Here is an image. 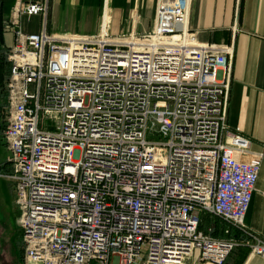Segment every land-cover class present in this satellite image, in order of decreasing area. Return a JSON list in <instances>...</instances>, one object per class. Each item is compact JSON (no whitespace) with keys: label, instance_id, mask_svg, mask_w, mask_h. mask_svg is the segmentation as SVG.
<instances>
[{"label":"built area","instance_id":"1","mask_svg":"<svg viewBox=\"0 0 264 264\" xmlns=\"http://www.w3.org/2000/svg\"><path fill=\"white\" fill-rule=\"evenodd\" d=\"M190 11L157 0L150 32L114 36L106 2L98 34L80 36L27 33L21 17L47 6L16 9L2 177L23 264H185L195 250L225 264L243 245L264 258L246 223L261 166L238 159L252 142L228 125L238 26L231 44L203 43Z\"/></svg>","mask_w":264,"mask_h":264},{"label":"crops","instance_id":"2","mask_svg":"<svg viewBox=\"0 0 264 264\" xmlns=\"http://www.w3.org/2000/svg\"><path fill=\"white\" fill-rule=\"evenodd\" d=\"M106 2L110 7L112 35L116 21L121 22L122 32L114 36L131 32L142 35L152 30L157 0H3L2 11L4 14L9 7L10 19L3 15L9 25L18 7L39 3L47 6V13L23 15L20 22L25 32L39 33L45 29L50 34L93 36L99 32ZM40 17L41 25L30 28V20ZM60 17L81 23L64 27L58 23ZM133 21H136L135 25ZM235 24L239 32L235 36L228 125L230 131L242 134L252 142L250 153L238 155V159L261 166L246 223L264 239V157L259 155L264 150V0H191L190 27L200 42L231 44ZM8 29L14 27L9 25ZM208 228H213L214 237H225V224L221 220L205 217L204 230ZM185 264L213 263L200 261V252L195 250L186 258ZM225 264H264V258L250 255V249L243 245L229 256Z\"/></svg>","mask_w":264,"mask_h":264},{"label":"rangeland","instance_id":"3","mask_svg":"<svg viewBox=\"0 0 264 264\" xmlns=\"http://www.w3.org/2000/svg\"><path fill=\"white\" fill-rule=\"evenodd\" d=\"M1 2V0H0ZM4 17L10 19L9 7L5 9ZM4 42L0 41V65L5 64L10 67L9 53L13 45L14 34L13 30H9V25L4 22ZM41 17L30 20L28 25L30 28H36L41 25ZM58 23L62 26L78 25L81 21L68 20L59 18ZM86 23V22H85ZM45 24V18L43 25ZM121 22L116 21L113 26V35L122 32ZM96 33L95 31L92 32ZM8 70L5 72L3 81L0 82V264H20L19 258L22 254V232L18 227V211L15 205V193L12 183L5 177L8 174L10 167V153L6 147L4 132L7 127L8 118L10 116L9 107L6 99V81ZM146 139L148 142L163 143L166 142L158 132L148 131ZM23 264V262L21 263Z\"/></svg>","mask_w":264,"mask_h":264},{"label":"trees","instance_id":"4","mask_svg":"<svg viewBox=\"0 0 264 264\" xmlns=\"http://www.w3.org/2000/svg\"><path fill=\"white\" fill-rule=\"evenodd\" d=\"M3 0L0 2V41L4 42V18H3ZM8 70V73L10 71V67L6 66L4 63L0 65V82L3 81V77L5 76V72ZM1 90V89H0ZM24 259V251L22 249V254L19 258V263L21 264Z\"/></svg>","mask_w":264,"mask_h":264}]
</instances>
